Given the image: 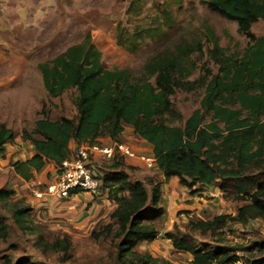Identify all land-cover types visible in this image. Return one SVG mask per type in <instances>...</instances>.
Instances as JSON below:
<instances>
[{
  "label": "trees",
  "instance_id": "16d2710c",
  "mask_svg": "<svg viewBox=\"0 0 264 264\" xmlns=\"http://www.w3.org/2000/svg\"><path fill=\"white\" fill-rule=\"evenodd\" d=\"M200 4L234 22L237 33L247 40L242 49L228 52L214 33L205 29V42L210 44L207 57L217 70L213 73L203 67L200 79H190L196 69L191 56L204 53L198 40H181L173 49L157 50L147 55L140 69H108L86 35L80 43L38 64L49 97L75 90L77 117L52 120L43 116L31 129L22 130L21 139L29 142L34 152L30 158L10 164L18 177L30 181L49 162L58 169L72 154L71 142L75 147L93 146L101 138L118 142L126 127L151 147L155 169L163 176V182L149 179L148 193L141 182L128 179L125 170L129 167L116 154L101 179L100 194H106L115 208L99 237L115 245L117 264L156 262L137 255L136 249L160 235L156 225L164 211L160 188L172 177L188 190L217 187L232 201L245 202L234 216L190 221L191 231L219 240L228 222L245 225L260 220L264 225V36L251 31L253 24L264 22V0H200ZM169 19L166 16V24ZM159 31V27L136 30L130 37L118 36L116 40L133 53L137 41L153 39ZM198 86L203 88L199 106L183 118L171 98L179 90L192 91ZM14 137L13 129L0 123V153ZM14 194L9 185L0 188V203L7 207L15 226L32 236L43 253H61L67 258L69 237L47 240L45 227L31 218L32 208L22 200L13 202ZM164 237L176 252L190 255L192 264H264V240L234 249L208 244L197 247L187 234L167 232ZM7 238L8 225L0 216V240ZM237 251L256 256L238 263ZM4 263L11 264L8 259Z\"/></svg>",
  "mask_w": 264,
  "mask_h": 264
},
{
  "label": "rangeland",
  "instance_id": "374dc122",
  "mask_svg": "<svg viewBox=\"0 0 264 264\" xmlns=\"http://www.w3.org/2000/svg\"><path fill=\"white\" fill-rule=\"evenodd\" d=\"M166 16L170 18L167 20L168 24ZM155 27H159V33L153 39L137 41L133 53L116 40L118 36L126 39L136 30ZM207 28L219 39V45L228 52L242 49L247 42L244 36L237 33L234 22L208 10L200 4V0H0V78L8 85L0 100V111L3 109L1 113L6 125L13 129L15 138H18L19 130L31 129L34 121L43 116L52 120L61 117L76 119L77 111L73 104L75 90H67L56 98L49 97L44 90L38 64L52 59L68 46L80 43L86 35L90 36L94 46L101 52L102 63L108 69H140L147 55L159 49H173L181 40H198L204 45V53L191 56L190 60L196 64V69L190 79H200L203 67L206 66L213 73L217 70V66L207 57L206 49L210 47L205 42ZM251 31L256 36H264V22L253 24ZM202 95L203 88L198 86L192 91H177L171 100L175 110L183 118H187L198 108ZM123 133L118 138L120 142L134 140L138 143L139 138L131 128L126 127ZM18 142L23 141L20 138ZM97 145L103 144L99 141ZM3 153L0 158H7L4 169L13 160H26L29 156L28 148L22 145L17 148L12 145L11 150ZM110 162L102 157L90 156L92 171L100 179L109 172ZM125 172L131 182H141L148 193L149 179L163 182L155 169L144 166L129 170L127 168ZM8 182L12 185L17 183L10 177L9 170L3 171L2 176L0 175V188H7ZM161 186L164 211L156 224L161 233L155 241L141 243L136 249L137 255L155 259L156 262L151 264H162V261L169 264H192L190 255L174 250L172 242L164 237L167 232L187 234L197 247L208 244L212 247L238 249L264 240V225L260 220L250 221L245 225L228 222L220 231L222 236L218 237L219 240L191 231L188 226L190 221L208 220L217 215L234 216L245 202L232 201L218 189V197H211L214 195L212 192L204 197L210 201L205 204L204 200L197 201L189 197V194L199 191L198 188L184 189L178 181ZM16 199L18 198H11L13 202L20 200ZM84 200H78V203L83 205ZM172 200L176 203L172 204ZM22 201L27 204L26 200ZM108 205L101 209L99 206L94 211L95 214L90 211L86 225L79 219L62 222L46 211L41 212L42 216L32 207L31 218L45 227L47 240L65 235L69 237L71 250L67 258H63L61 253H43L37 248L34 238L22 233L15 226L7 207L0 203V216L6 219L8 225V238L5 241L0 240V264H5L7 259L11 264L22 261L31 264H117L115 245L109 239L99 237L100 229L110 221L109 216L115 208L110 202ZM85 211H89V207ZM236 253L239 256L238 263L256 256L254 253L242 251Z\"/></svg>",
  "mask_w": 264,
  "mask_h": 264
},
{
  "label": "crops",
  "instance_id": "0c3cea01",
  "mask_svg": "<svg viewBox=\"0 0 264 264\" xmlns=\"http://www.w3.org/2000/svg\"><path fill=\"white\" fill-rule=\"evenodd\" d=\"M7 87H8L7 83L5 81H3L2 78H0V100L3 98V96H4L3 93L6 91ZM1 110L2 111H0V123H4L6 125V122L4 120V116L1 113V112H3V109H1ZM6 126L10 128V126H8V125H6ZM22 130H19V134L17 135L18 138H15L16 137L15 136L14 139L12 140V142H9L4 146L3 151L5 152L8 149L11 150L12 145L15 148L22 145L23 147L28 148V150H29L28 158H30L34 152L32 145L29 142L28 143L24 142L22 139L21 140L23 142H21V143L18 142L19 139L21 138ZM123 134L124 133L122 132V136H123ZM119 138H121V136ZM100 143H102L103 145H109V144H112L115 142L109 138H101ZM118 143H123V142L122 141L120 142L118 140ZM124 144L128 145V147L136 154V156L133 158L123 157L125 165L127 167H129V169L136 168L139 166L145 167V165L139 160V157H140V155L152 156L151 147L145 141H142V140H139L138 143H136L134 140L127 141ZM69 148H70L71 152L73 153V151L75 149V144L73 142H71ZM3 155H4L3 152L0 153V157ZM17 160L18 159H15L12 162L17 161ZM20 160L23 161L25 159L21 158ZM6 161H7V158H0V175L2 176L3 171L8 172V170H9L10 177L13 178V181H16L18 183V184L16 183V185H12L11 182L7 183V185H9V187L15 193L13 197H17L18 199H16V200H19V199L20 200L21 199L26 200L27 204H29V206L31 204L30 207L31 208L34 207V209H36V211L38 213H41L42 211H46L49 215H52V217H55L56 219H59L62 222H64L65 220L66 221H72V220L79 219L82 224H85V223L87 224V222L89 221L90 211H93L92 213L95 214V212L97 211L99 206H100V209L103 206H109L108 205L109 201L107 200L106 194H103V193L100 194L99 199H95V200L91 199L90 196L87 197V194H79L76 197H71L69 200H59L56 202H53L50 200L49 202H47L45 204L39 203V202L32 199L31 191L33 188H39V189L43 190L45 184L49 183L50 181H52L54 179V177L56 175V170H57L56 165L52 162H49L45 165V167L40 172L34 173V178L32 180L24 181L23 179H21L20 177H18L14 173V171L10 165L8 167H6V169L3 168ZM157 173H158L159 177L161 178V180L163 181V176L158 171H157ZM177 181H178L177 177H172V178H170V180L167 183H163L162 185H166L170 182L176 183ZM161 188H162V186H161ZM180 189L182 190V188H180ZM184 189H186V188H184ZM200 190H203V191H200ZM210 192L214 193V195H211V197H218V195H219V191L217 188H215V187H202L201 186L199 191H195L193 194H189V197H191V199L197 200V201L204 200V203L208 204V202H210V201L205 200L204 197ZM184 194H186V193H184ZM86 198H88V200ZM82 199L83 200L85 199L83 201V205L78 203V200H82ZM172 199H173V197H172ZM73 201H75V203H73ZM69 202H70V204H69ZM171 202H172V204L176 203L175 200H172ZM86 207H89V211H85ZM112 207L114 208L115 206H112ZM169 207H171L170 204H169ZM200 207H201V205H200ZM40 215L43 216L42 213ZM153 241H155V240H153ZM143 243L145 244L148 242H143Z\"/></svg>",
  "mask_w": 264,
  "mask_h": 264
},
{
  "label": "built area",
  "instance_id": "2783aa9c",
  "mask_svg": "<svg viewBox=\"0 0 264 264\" xmlns=\"http://www.w3.org/2000/svg\"><path fill=\"white\" fill-rule=\"evenodd\" d=\"M118 154L121 157L133 158L136 154L124 143L109 145H80L75 147L70 158L63 161L56 170L52 181L45 184L44 189L33 188L32 199L39 203L59 200H69L79 194H87L93 200L100 197L101 179L94 174L90 166V156L102 157L111 161ZM139 160L148 169H155V160L152 156L140 155Z\"/></svg>",
  "mask_w": 264,
  "mask_h": 264
}]
</instances>
